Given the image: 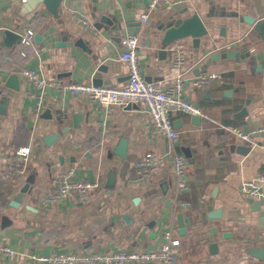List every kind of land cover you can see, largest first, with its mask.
Masks as SVG:
<instances>
[{"label":"crops","instance_id":"obj_1","mask_svg":"<svg viewBox=\"0 0 264 264\" xmlns=\"http://www.w3.org/2000/svg\"><path fill=\"white\" fill-rule=\"evenodd\" d=\"M149 1L0 0V243L25 254L0 264H48L28 255L83 249L152 250L168 230L180 239L175 264H264L257 256L264 198L251 202L239 190L243 180L264 173V151L226 129L264 126V36L256 28L264 22V0H159L142 22ZM6 30L19 37L9 39ZM127 34L139 36L147 82L165 88L181 74L185 97L201 109L172 117L179 132L173 144L150 129L139 105L106 106L47 88L37 110L30 97L37 91L19 74L28 68L64 84L93 83L103 65L100 84L121 85L127 68L120 41ZM175 54L184 59L179 68ZM205 73L218 78L193 88ZM25 147L27 171L6 178L8 158ZM171 150L187 160V191L176 193L168 163L132 182L140 155ZM71 167L75 180L98 178L99 187L84 203L70 196L41 207L53 176ZM26 183L19 205L11 206Z\"/></svg>","mask_w":264,"mask_h":264},{"label":"built area","instance_id":"obj_2","mask_svg":"<svg viewBox=\"0 0 264 264\" xmlns=\"http://www.w3.org/2000/svg\"><path fill=\"white\" fill-rule=\"evenodd\" d=\"M25 2L26 0H21ZM159 0H150L145 13L140 17L144 22L147 13L154 8ZM174 5L179 1L172 2ZM75 17L79 20L77 15ZM85 25L86 21L82 20ZM32 34L30 29L26 30L22 36L23 43H29L28 38ZM122 51L119 60L127 68L125 83L121 85H97L94 83L64 84L58 80H50L38 76L28 68H22L19 74L26 80L29 86L37 91V94L30 93V97L37 98L36 108H41V99L47 88L54 89L60 93H69L73 97H84L91 102L104 104L106 106H128L139 105L149 115L150 129L163 136L169 144H173L179 138V132L174 127L172 117L176 113L182 112L187 115H201V109L190 102L185 97L184 80L178 74L173 83L168 87H161L154 83L147 82L139 64L138 46L139 36L137 34H127L121 38ZM183 56L175 54L172 65L179 68L183 63ZM218 78L217 73H205L192 81L193 88H207L210 83ZM64 111L56 114L58 119L63 118ZM235 136L239 137L250 146H257L264 151V141H255L256 136H264V126L249 131H244L239 125L226 127ZM30 149L21 148L14 152L7 160L3 175L6 178H18L25 174L29 163ZM164 163H168L171 169L172 180L176 193L180 194L189 189L187 174L185 171L187 160L175 150L165 154H157L148 151L140 155L133 163L134 177L133 183H141L156 171ZM75 167L53 176L49 190L39 200L41 207H49L57 204L67 197L73 196L78 203H84L89 199L90 193L97 189L100 181L75 180ZM239 190L245 197L253 200L264 198V173H258L250 180H243ZM186 206L187 203L182 202ZM180 246V239L170 230L164 232V240L160 245L152 250L134 251L127 249H117L111 251L96 252L89 249L80 251H70L61 253H51L50 255H28L29 258L38 262L48 264H175L177 251ZM18 254L16 250L7 244L0 243V259L14 258Z\"/></svg>","mask_w":264,"mask_h":264},{"label":"water","instance_id":"obj_3","mask_svg":"<svg viewBox=\"0 0 264 264\" xmlns=\"http://www.w3.org/2000/svg\"><path fill=\"white\" fill-rule=\"evenodd\" d=\"M256 28L257 29H260L261 31H263V36H264V22L263 21H259L256 25ZM5 35L9 38V39H14V38H18L19 36L15 33H13L12 31L10 30H6L5 31ZM106 66H99L98 68V71H97V74L95 75V79H94V84H97V85H101V74L102 72H105L106 71ZM146 80V79H145ZM148 81V80H146ZM198 117V116H196ZM248 149V148H247ZM119 156L123 157L124 156V152H121V151H118L117 153ZM28 183L25 184V186L20 190V193L18 194V196H16L13 200V202L11 203V206L13 207H17L21 201V197H22V194L26 192V188L28 187ZM251 202H253V200L251 199ZM258 203V202H257ZM177 223H178V227L180 229H183V221H182V216L181 215H178L177 216ZM180 233H184V230H181ZM259 256L260 258H264V248L262 250H260L259 252ZM143 264H150V263H143Z\"/></svg>","mask_w":264,"mask_h":264}]
</instances>
